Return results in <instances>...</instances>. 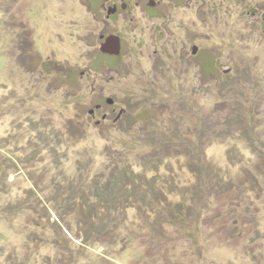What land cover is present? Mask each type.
Segmentation results:
<instances>
[{
  "label": "rangeland",
  "instance_id": "obj_1",
  "mask_svg": "<svg viewBox=\"0 0 264 264\" xmlns=\"http://www.w3.org/2000/svg\"><path fill=\"white\" fill-rule=\"evenodd\" d=\"M0 264H264V0H0Z\"/></svg>",
  "mask_w": 264,
  "mask_h": 264
},
{
  "label": "flooded vegetation",
  "instance_id": "obj_2",
  "mask_svg": "<svg viewBox=\"0 0 264 264\" xmlns=\"http://www.w3.org/2000/svg\"><path fill=\"white\" fill-rule=\"evenodd\" d=\"M126 9L127 8V4L121 6V9ZM112 10L114 13H109ZM108 10V18H111V16H115L118 13V7L116 5H114L112 8H109ZM102 40L104 39V37H101ZM111 39H116L115 43L110 42ZM119 45V40L117 37L115 36H110L108 38H105V41L102 44V54L103 55H107V56H118L119 52H120V47Z\"/></svg>",
  "mask_w": 264,
  "mask_h": 264
},
{
  "label": "water",
  "instance_id": "obj_3",
  "mask_svg": "<svg viewBox=\"0 0 264 264\" xmlns=\"http://www.w3.org/2000/svg\"><path fill=\"white\" fill-rule=\"evenodd\" d=\"M109 13L111 14V13H114V12L111 10ZM115 41H116V39H111L110 40V42H113V43H115ZM108 103L112 104V100H108Z\"/></svg>",
  "mask_w": 264,
  "mask_h": 264
}]
</instances>
